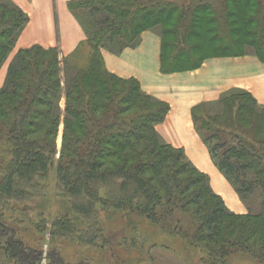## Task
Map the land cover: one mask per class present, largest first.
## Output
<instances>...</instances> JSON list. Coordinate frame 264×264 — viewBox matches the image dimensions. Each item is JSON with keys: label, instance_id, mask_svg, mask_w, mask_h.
<instances>
[{"label": "trees", "instance_id": "1", "mask_svg": "<svg viewBox=\"0 0 264 264\" xmlns=\"http://www.w3.org/2000/svg\"><path fill=\"white\" fill-rule=\"evenodd\" d=\"M69 7L87 38L64 56L63 68L56 47L35 44L17 52L0 88V139L10 143L12 154L0 178L2 201L26 197L38 187L37 179L56 166L80 215L93 217L96 205L104 201L140 210L157 221L161 209L173 215L177 207L195 205L194 236L198 244L206 240L214 245L208 249L216 261L236 250L264 257V136L252 137L253 118L259 120L260 134L264 129V106L252 93L232 89L216 101L222 113L205 109L208 103L192 111L198 130L215 142L212 154L221 151V166L239 190L262 189V210L237 215L212 190L208 176L191 167L181 149L162 142L155 125L166 119L169 104L145 93L138 79L111 72L103 55L104 49L119 53L123 47L137 46L144 31L159 27L162 73L194 70L211 57L253 53L264 62V0H72ZM243 7L256 16V26L234 40L230 19ZM202 16L219 26L221 36L214 39L216 53L196 56L189 41L196 18ZM28 20L21 8L0 0V69ZM119 43L123 46L117 48ZM85 44L90 47L86 63L75 62ZM62 72L67 105L56 160ZM24 181L29 186L24 187ZM106 185L110 189L102 197L99 192ZM55 225L71 228L63 220ZM1 252L5 264H41L44 257L47 264H62L58 252L47 256L41 246L27 243L3 220L0 208Z\"/></svg>", "mask_w": 264, "mask_h": 264}, {"label": "rangeland", "instance_id": "2", "mask_svg": "<svg viewBox=\"0 0 264 264\" xmlns=\"http://www.w3.org/2000/svg\"><path fill=\"white\" fill-rule=\"evenodd\" d=\"M9 1L21 8L26 15L29 14L27 10L31 9L34 4L31 0H28V2H20L19 0ZM247 12L244 7L241 11L233 12V16L230 19L232 22L230 28H232L231 34L234 40L241 38L238 34H242L248 27L256 26L254 22L256 16L253 15L251 17V13ZM26 24L28 23L26 22ZM24 27L17 35L15 46L0 69V88L6 83L10 63L15 58L17 52L20 49L30 47L26 45V42L22 43L23 41L20 38ZM218 29L219 26L212 23L210 18L205 16L196 18V22L193 24V34L189 41L192 47H194L193 54L205 56L216 53L214 49L217 42L214 39L216 35L221 36ZM150 30L156 32L161 37L159 27ZM142 34L140 36L141 41ZM122 46L121 43L116 45L117 48ZM127 48H130V46L123 47L119 53H112L120 55ZM89 50V45L85 44L75 54V62L82 61L85 64ZM249 55L255 56L253 53H249ZM59 56L61 67L63 68L64 56ZM110 71L120 77L129 78L112 70ZM62 76V96L59 101L62 108V117L58 124L56 139L54 140L57 149L56 160L61 155L65 127L64 112L67 105L66 83L63 72ZM130 77L138 79L135 76ZM142 89L145 93L159 99L156 95L144 90L143 87ZM232 89L251 93V91L240 87ZM232 89L223 91L216 99L203 100L200 103H208L204 106L208 111L222 113V105L216 101ZM159 100L168 103L171 110V104L168 101ZM257 101L261 106H264L258 99ZM200 103H196L191 107L193 127L198 135V139L193 140L196 143L190 146L188 144H175L164 134L160 126L166 122L170 110L167 113L166 119L155 125L162 142L181 149L191 167H194L198 173L200 172L208 176L210 187L224 200L225 206L230 212L237 215H255L259 213L262 210V189L256 187L251 193L239 190V186L236 184L234 178L221 166V151L217 150V155L212 154L215 142H211L210 139H207L198 130V123L194 122L192 111L194 106ZM176 119L182 122L185 121L183 116H178ZM252 121V129L254 130L252 137L264 136V129L261 131V134L257 130L259 120L257 121L253 118ZM245 126L246 128L248 127V125ZM11 158L10 143L5 138L0 139V178L4 176L6 165ZM37 182L38 187L33 190L29 189L30 194L26 197L3 198V201L0 198L2 218L16 228L27 243L33 247L41 246L44 255L52 256L54 252H58L62 257V264H264V257L245 250H236L225 259L216 261L210 255L208 249L209 246L214 245L207 244L206 240L198 244L194 236L198 226L197 221H195L196 217L192 212L196 209L195 205L186 208L177 207L173 215L169 211L161 209L158 220L154 221L140 210L116 208L103 201L96 205L94 216L90 218L80 215L74 209L73 204L76 199L65 192L64 187L60 183L56 166L51 167L46 175L39 177ZM26 184V181L22 182L24 187L29 186V184ZM109 189L108 185L101 186L100 196L105 197ZM58 220L68 222V226L71 228L64 227L62 230L59 229L61 226L55 225ZM257 247L260 248V243L257 244L255 249ZM5 260L6 257L1 252L0 264H5ZM47 263L48 259L44 257L41 264Z\"/></svg>", "mask_w": 264, "mask_h": 264}, {"label": "crops", "instance_id": "3", "mask_svg": "<svg viewBox=\"0 0 264 264\" xmlns=\"http://www.w3.org/2000/svg\"><path fill=\"white\" fill-rule=\"evenodd\" d=\"M31 1L34 4L27 10L29 20L20 36L22 43L53 46L65 56L86 40L82 23L69 7L72 0ZM160 52L161 37L147 30L138 46L127 48L120 55L107 50L103 54L110 70L137 77L144 90L171 104L167 120L160 126L171 142L188 146L196 143L193 140L198 135L193 127L191 107L203 100L216 99L223 91L244 88L264 104V62L256 55L211 57L196 70L164 74L160 70ZM174 116H183L185 121Z\"/></svg>", "mask_w": 264, "mask_h": 264}]
</instances>
